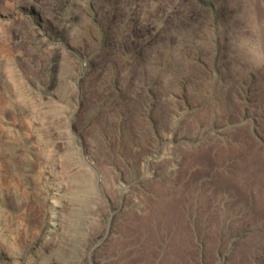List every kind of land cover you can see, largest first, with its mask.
Segmentation results:
<instances>
[{
  "label": "rangeland",
  "instance_id": "374dc122",
  "mask_svg": "<svg viewBox=\"0 0 264 264\" xmlns=\"http://www.w3.org/2000/svg\"><path fill=\"white\" fill-rule=\"evenodd\" d=\"M249 1L0 0V264H117L137 247L122 246L124 227L149 214L144 195L167 186L171 199L191 180L203 211L173 220L213 225L210 248L195 237L197 263L227 264L256 238L252 260L264 264V217L189 161L241 135L264 140V21ZM230 20L246 35L232 45L247 57L242 79L226 57ZM164 28L192 41L201 33L209 61L194 73L171 69L161 101L163 79L142 81L134 66ZM109 134L139 153L111 155Z\"/></svg>",
  "mask_w": 264,
  "mask_h": 264
},
{
  "label": "bare ground",
  "instance_id": "6f19581e",
  "mask_svg": "<svg viewBox=\"0 0 264 264\" xmlns=\"http://www.w3.org/2000/svg\"><path fill=\"white\" fill-rule=\"evenodd\" d=\"M165 1L166 0H159L160 3H164ZM243 19L247 25H249V23L251 24L252 22L249 20V17H247V13ZM229 22H231L229 25L232 26L236 32L235 34H233V32L229 33V37L227 38V46L225 47L227 53L226 57L228 60H231L230 63H232L231 66L234 76L237 79H242L245 76L244 74L247 69V57L243 50H239L238 53L236 52V50H238L236 47V50H233L232 45H235L238 41H241V43L244 42L242 41V38L246 37V35L242 33L244 31H238V29L241 28L238 25V21L237 23H234L231 20ZM161 31L165 32L166 37L164 40L143 58H137L138 61H135L136 64L134 69L135 76L139 77L142 81L144 80L147 82L152 78H156L157 80L163 79L165 85H163L161 101H166L170 96L167 93L168 88L166 87V79L171 69L176 68L180 71L187 70L194 73L198 72L200 68H204V65H206L207 61L209 60L205 54H200V38H203L201 33L195 35L197 36V41H192L191 38H186V34L183 35L178 31L175 32V30H171L169 32L164 28ZM197 57H200V61L197 60ZM234 57L237 60V65L233 64L235 63ZM260 63H264V60L262 59ZM116 68L117 67H115V69ZM129 72L131 73V71ZM128 77L129 73L127 75V78ZM130 105L132 108L133 105ZM162 105L156 104V106L159 108ZM163 106L165 109H168V106ZM102 140L103 149L108 150L111 155L113 153H122L125 155L124 157H126V160H129V158H131L133 155H137L139 153V151L132 148V144L128 142L126 138L121 139L118 135H104ZM189 161L190 165H193V167L199 164L203 166L204 164L205 169H201L200 172L203 174L210 172L212 176L216 178L214 181L215 184H213L215 186L214 190L219 191V193L220 191H231L233 192L237 201L244 204L253 203L255 209L253 212L255 219H263V213L257 212L256 209L261 205L264 206V151L256 139H253L248 135H241L235 139V145L233 147L228 145L226 147L224 146V148L220 146H211L210 148L206 149L203 148L201 152H195L192 157L189 158ZM189 167L190 171L188 172V177L192 178L193 174L196 172L194 173L191 166ZM190 182L191 183H188V185H182L183 189H180L185 190L187 195L190 193L188 191H191V189L194 187L192 186V180ZM150 190L153 193V195L151 194L152 197H148L147 194L144 195V200L147 203V206L150 208L149 214L138 219L134 217L133 222L137 221V224L127 225V227H124V229H126L124 231L128 238V243H123L122 246L125 247L128 244L136 243L137 247L133 246V248L131 246L133 249L128 250V252L123 257L116 260L117 264H198L196 261L197 256L194 242L195 237L197 234L199 237H203L205 242L208 244L207 246L210 248V240L212 237L210 238L209 235H207L208 237H204V234L207 232V229L213 225L194 226L176 224V222L173 220V213L187 216L189 213H186V211L185 213L182 211L178 212L179 210L174 209V206H172V202L169 203L168 197L171 195L169 187L157 185L153 186ZM123 191L126 192V189ZM187 195H182V198L187 197ZM183 200L176 199L175 202H177L176 204H180V202H183ZM255 212L257 213L255 214ZM177 218L179 220V215H177ZM216 231H218V229ZM255 239H249L246 241L244 245L235 251L227 264H254L251 256V250L259 243V241ZM118 250L119 249L117 248L116 252ZM207 259L208 258H206V260Z\"/></svg>",
  "mask_w": 264,
  "mask_h": 264
},
{
  "label": "crops",
  "instance_id": "0c3cea01",
  "mask_svg": "<svg viewBox=\"0 0 264 264\" xmlns=\"http://www.w3.org/2000/svg\"><path fill=\"white\" fill-rule=\"evenodd\" d=\"M247 4H249V5H251L252 7H254V9H255V12H256V15H255V17H253L252 16V18H256V17H259V18H262V20L264 21V0H251V1H249V2H247ZM258 9V10H257ZM258 11V12H257ZM264 68V64H261L260 65V69H263ZM264 70V69H263ZM263 76V75H262ZM259 78V77H258ZM264 79V76H263V78L261 77V79H259V80H263ZM257 83L259 84V85H262V86H264V84L263 83H259V81H257ZM258 85V86H259ZM260 141H264L263 140V137H261V139H258L257 140V142H259L260 143ZM262 144V143H261ZM260 144V145H261ZM213 146V145H212ZM211 146H208L207 148H210ZM214 147V146H213ZM261 148H262V146H261ZM206 149V148H205ZM180 189H182V188H180ZM178 191H180V192H178ZM177 191V193L176 192H172V196H171V199H170V197H168L169 198V203H170V200H171V202H172V206H174L175 208H177L178 210V212H180V211H182L183 213H185V211H186V213H189V214H201L202 213V208L204 207V204L202 203V201H201V194L199 193V192H197L195 189H193V190H191V191H188V192H190L188 195H187V193H186V191L185 190H178ZM174 195H176V196H174ZM180 195H181V198H180ZM182 195H187V197H185V198H182ZM175 197V198H174ZM176 199H184L183 200V202H180V204H176L177 202H175L176 201ZM236 200V199H235ZM188 202V203H187ZM237 203V202H236ZM183 204V205H182ZM238 204H240V203H238ZM241 205H246V206H249L251 209H250V212H251V214H253L254 215V205H253V203H248V204H243V203H241ZM184 208V209H183ZM190 208V209H189ZM256 208V207H255ZM182 209V210H181ZM262 209V210H261ZM256 211L257 212H262L263 213V215H264V206L263 205H261L259 208L257 207V209H256ZM257 212H255V214L257 213ZM254 219H255V217H254ZM256 220V219H255Z\"/></svg>",
  "mask_w": 264,
  "mask_h": 264
}]
</instances>
